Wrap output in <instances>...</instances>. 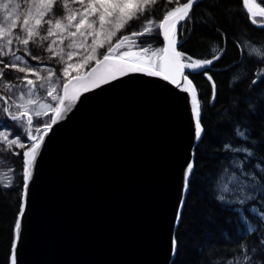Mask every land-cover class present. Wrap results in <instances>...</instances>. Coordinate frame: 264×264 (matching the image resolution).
<instances>
[{
    "label": "water",
    "instance_id": "water-1",
    "mask_svg": "<svg viewBox=\"0 0 264 264\" xmlns=\"http://www.w3.org/2000/svg\"><path fill=\"white\" fill-rule=\"evenodd\" d=\"M190 101L145 73L81 92L40 149L16 264H172L183 168L199 144Z\"/></svg>",
    "mask_w": 264,
    "mask_h": 264
},
{
    "label": "snow or ice",
    "instance_id": "snow-or-ice-1",
    "mask_svg": "<svg viewBox=\"0 0 264 264\" xmlns=\"http://www.w3.org/2000/svg\"><path fill=\"white\" fill-rule=\"evenodd\" d=\"M203 2L163 0L161 4L159 0H0V153L18 158L10 161V170L19 176V183L15 187L19 193L20 207L12 226L11 264H16V245H23L22 220L26 219L30 182H34L40 149L57 119H64L72 110L81 92L130 73L162 75L165 81H170L185 93H191L193 139L201 143L207 139L196 90L188 77L210 73L212 68L209 66L221 59L224 50L214 44L211 47L212 58L208 59H194L176 50L177 31L182 47L195 9ZM244 5L251 23L264 28V19H256L264 17V7L255 0H244ZM165 8L167 10L162 11ZM158 11L161 12L159 20L155 19ZM152 33L162 36L166 46L160 48L158 53L152 52L156 59L145 62L140 53H147L149 48L146 45L155 42L141 38ZM127 44L136 45L138 51H131ZM259 63H264V60ZM186 69L200 71L185 74ZM8 70L20 75H11ZM178 77L184 83L179 82ZM208 78L211 79L210 76ZM253 83H264V80L257 82L253 79ZM17 129L19 131L14 133L13 130ZM236 133L245 136L239 129H236ZM224 148L229 149L231 145L225 144ZM232 151L252 156L247 149L232 148ZM17 162L20 165L18 170L15 167ZM233 162L239 168V176L232 175L230 180L222 182L218 186L216 199L224 202L227 197H232L227 199L229 204L237 201L242 204L252 199L246 192L255 191L257 185L255 176L243 170L241 161ZM4 163V158L0 156V164ZM260 171L264 173V168ZM199 178L195 160L190 158L183 168L180 199L173 221V227L177 230L187 193ZM261 188L264 190V186ZM255 230L252 224H247V232ZM221 235L234 234L223 231ZM239 239H243V236ZM171 244L173 252H176L179 241L175 235L171 238Z\"/></svg>",
    "mask_w": 264,
    "mask_h": 264
},
{
    "label": "trees",
    "instance_id": "trees-1",
    "mask_svg": "<svg viewBox=\"0 0 264 264\" xmlns=\"http://www.w3.org/2000/svg\"><path fill=\"white\" fill-rule=\"evenodd\" d=\"M256 1L264 7L261 0ZM160 14L158 11L156 16ZM177 37L178 51L194 59L212 58L214 44L220 45L224 55L210 66L208 75L213 83L205 75L189 76L197 90L207 139L194 151L200 178L190 186L183 207L175 232L179 249L172 264H264V173L260 171L264 168V83H253V79L264 80V63H259L264 60V28L251 23L243 0H204L195 9L182 47L179 31ZM141 39L155 42L146 45L149 51L158 53L164 47L161 36L155 33ZM126 46L138 51L134 44ZM254 46L260 47V53L253 51ZM236 129L245 136L237 135ZM225 144L231 148L225 149ZM232 148L247 149L252 156ZM237 157L243 160L247 172L255 173L259 184L256 199L243 205L216 199L220 179ZM18 183L15 174L13 186L6 193L0 182V264H11L12 226L20 207L15 187ZM249 223L254 232L246 231ZM223 231L234 235L222 236Z\"/></svg>",
    "mask_w": 264,
    "mask_h": 264
},
{
    "label": "rangeland",
    "instance_id": "rangeland-1",
    "mask_svg": "<svg viewBox=\"0 0 264 264\" xmlns=\"http://www.w3.org/2000/svg\"><path fill=\"white\" fill-rule=\"evenodd\" d=\"M264 4V0H261ZM181 2V0H180ZM159 3H163V0H159ZM255 3H257V1L255 0ZM157 7H159V4L157 5ZM167 9H163L162 11H166ZM159 16H155V19L159 20ZM139 28V25L137 26ZM158 31V30H157ZM152 50L151 51H148L147 53H143V54H140V57L145 61V62H148L150 60H154L156 58H154L152 56ZM52 63H55V61H52ZM8 72H11V75H20L19 73H16L12 70H8ZM8 72H6V76L8 75ZM50 99V98H49ZM51 115V114H49ZM46 119V117L44 118ZM19 130H13V132H18ZM22 151V150H20ZM0 156H2L5 160V163L4 164H0V182L3 186V188L5 189V192L8 193L10 191V189L12 188L13 186V182H14V178H15V174L14 172H12L10 169L12 167V163L10 161H16L18 160V158L16 157H10L8 155V153H0ZM234 160H238V161H241L243 162L242 159L240 158H236ZM243 164V163H242ZM18 166H19V163H15V167L16 169L18 170ZM243 170L245 172H247L244 168V164H243ZM249 174L251 175H254L255 176V183L257 185V189L255 191H250V192H246L247 195H250L252 197V199H249V200H245L244 203H239V201L235 202V203H231L232 205H243V204H246V203H250V202H253L255 199H256V194L259 190V184H258V181H257V177L255 175L254 172H248ZM232 175H237L239 176V168L237 167V165L232 161L227 169V171L224 173V175L221 177L220 179V182H219V185L222 183V182H227L228 180H230L231 176ZM9 185H11V187H9ZM227 196V194H226ZM227 199H232V197H227ZM227 199L225 202H227ZM228 203V202H227Z\"/></svg>",
    "mask_w": 264,
    "mask_h": 264
},
{
    "label": "clouds",
    "instance_id": "clouds-1",
    "mask_svg": "<svg viewBox=\"0 0 264 264\" xmlns=\"http://www.w3.org/2000/svg\"><path fill=\"white\" fill-rule=\"evenodd\" d=\"M253 51L255 52V53H260V47L259 46H254V48H253ZM236 79H238L237 77H233V80H236Z\"/></svg>",
    "mask_w": 264,
    "mask_h": 264
}]
</instances>
